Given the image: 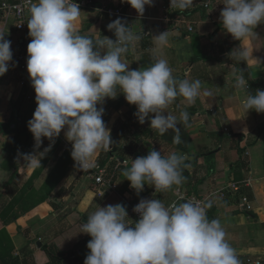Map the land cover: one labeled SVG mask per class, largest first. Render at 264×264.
<instances>
[{"label":"crops","instance_id":"1","mask_svg":"<svg viewBox=\"0 0 264 264\" xmlns=\"http://www.w3.org/2000/svg\"><path fill=\"white\" fill-rule=\"evenodd\" d=\"M97 1L112 6L126 3L122 0ZM198 1H211L212 6L209 10L191 7L169 22L163 21L162 17L163 7L169 6L170 0H154L153 6H145L142 17L131 6L124 9L123 16L81 10L78 31L93 40L108 37L115 41V35L108 31L107 25L117 18L132 26L133 32L141 37L126 53L130 70H141L155 62L152 37L168 31L169 44L160 54L167 60L174 78L198 79L202 92L207 90L210 93L201 95L192 105L177 97L167 109L178 120L181 112L189 114L188 126L179 123L184 129L181 133L187 136V141L182 142L184 149L150 128L148 119L140 124L135 115L136 106L128 104L123 94H119L116 101L107 99L104 103L108 104L104 105L102 119L111 130L112 147L118 151L120 160H125L130 167L131 160L147 156L151 150L160 151L165 157L172 152L182 154L188 165L183 169V185L162 193L145 185L142 192L136 193L122 174L126 165L114 160L115 152L100 151L96 158L109 163L112 171L122 165L115 178V183H120L118 194L122 193V201L133 204L141 199H160L169 206L177 199L178 190L203 198L231 182L250 180V186L245 187L240 195L249 199L251 211L242 210L233 199H226L214 201L207 209V216L209 220H220L228 242L244 264L249 261L255 264L260 260L264 263V113H247L242 108L241 100L249 94V85L245 90L234 87V73L239 72L234 64L235 58L230 54L240 42L222 27L223 0ZM10 25L13 23L9 24L5 39L11 42L13 57L9 70L0 77V124L13 123L12 128H15L20 127L21 119L29 122L33 118L37 104L34 88L24 89L20 84V72L14 64L19 35ZM255 31L258 37L244 41L242 47L261 63H247L245 71L252 81H261L264 86V24L258 25ZM28 131L18 135L3 132L0 128V234L6 233L0 237V247L6 248V257L11 256L20 264H54L55 255L52 253L68 254L89 237L76 239L74 227L81 228L97 206L102 207L103 200L114 194L102 192L92 180L75 173L72 146L64 136L66 129L41 159V167L26 168L22 154L43 152L50 143L45 138L41 147L35 149L34 138H31L32 144L26 150ZM250 144L255 152L252 161ZM241 150L244 151L242 157ZM256 152L260 153L261 159ZM242 162L247 163V167H243ZM81 249L88 252L81 245L77 249L79 254ZM73 260L78 261L74 257ZM69 262L63 258L60 264Z\"/></svg>","mask_w":264,"mask_h":264},{"label":"clouds","instance_id":"2","mask_svg":"<svg viewBox=\"0 0 264 264\" xmlns=\"http://www.w3.org/2000/svg\"><path fill=\"white\" fill-rule=\"evenodd\" d=\"M122 2L142 17L145 6H153L154 0ZM193 4L194 0H170V8L180 12ZM223 5L222 27L240 42L230 56L245 64L260 62L242 45L258 37L255 29L264 24V0H223ZM81 13L75 0H36L30 7L27 72L37 107L28 130L35 149L41 147L43 138L50 143L43 152L22 154L26 168L41 167V159L65 129L75 166L82 172L94 168L98 153L108 151L112 145L111 130L102 119V105L119 94L136 106L140 124L148 119L150 128L160 135L171 130L172 142L178 145L179 123L188 126L189 114L181 112L178 120L167 109L177 97L192 105L201 95L210 94L202 92L198 79L174 78L160 54L169 44L168 31L152 37L155 62L141 70H130L126 53L141 38L132 26L117 18L107 25L115 41L108 37L93 40L78 31ZM12 57L11 42L0 33V77L9 70ZM234 78L235 88H248L243 71L234 73ZM241 106L247 113H264V90L246 94ZM124 163L122 174L136 193L142 192L145 185H151L155 192L173 190L185 182L183 169L188 167L182 154L172 152L165 157L157 150L131 160L130 167ZM212 203L189 199L165 206L160 199H141L133 208L140 217L135 223L122 204L97 206L81 224V233L91 237L84 264H241L220 220H209L207 216Z\"/></svg>","mask_w":264,"mask_h":264},{"label":"built area","instance_id":"3","mask_svg":"<svg viewBox=\"0 0 264 264\" xmlns=\"http://www.w3.org/2000/svg\"><path fill=\"white\" fill-rule=\"evenodd\" d=\"M36 0H3L0 1V23L2 25V30H0V33L5 35L6 30L10 23H13V28L16 30V32L19 35V47L16 50L15 53V59L14 64L16 65V68L20 72V84L21 86L29 89H33L29 77V73L27 72V46L31 41V37L29 36V30L27 27V21L30 16V7L32 3H35ZM75 2L79 5L80 10H91L93 12H97L102 15H108V16H123L124 9L129 7L130 5L125 3L117 6H111L104 3H100L97 0H75ZM201 6L205 9H210L212 6V2H204L201 3L198 0H194V4L192 7ZM177 9H171L169 6L163 7V17L162 20L169 22L171 21V15L176 12ZM193 29L190 28V31ZM45 140V138H43ZM44 142V141H43ZM114 148L110 147L107 153L112 154V151ZM117 158H114L116 160ZM118 161V160H116ZM124 162H126L124 160ZM123 162V164H125ZM119 169V165L114 167L113 171L111 170V166L109 163L103 164V161L100 158L95 159V167L82 172L78 170V168L75 166V173L86 177L90 180H92L100 189L106 190L108 192H117L118 186L117 183H115V178L117 171ZM250 180L246 183H244L245 186H250ZM242 185L239 183H230L226 185L223 189L220 191H217L214 194L208 195L203 198L196 197L195 195H188L185 192L178 190L177 191V200L174 202L176 204L186 202L189 199L194 200H212V199H227L228 196L233 197L235 194L239 193L241 191ZM128 207H129V213L132 215L137 221L139 220V214L133 212L134 204L131 201H126ZM242 203L248 207V209H251V206L249 204V200L247 198L242 199ZM241 261V260H240ZM250 264V261L247 262ZM245 263V264H247ZM241 264H244L241 261ZM255 264H263V261H257Z\"/></svg>","mask_w":264,"mask_h":264},{"label":"trees","instance_id":"4","mask_svg":"<svg viewBox=\"0 0 264 264\" xmlns=\"http://www.w3.org/2000/svg\"><path fill=\"white\" fill-rule=\"evenodd\" d=\"M109 5V4H107ZM112 6V5H111ZM196 7H201V6H196ZM196 7H192V8H196ZM204 8V7H203ZM209 10V9H207ZM178 14H182V12H180L179 10H177L176 12H174V14L171 15V19L173 17H175V15H178ZM234 64L236 66V68L238 69V72L240 73L241 71H243V74L245 76V79L248 81V85H249V94H255L257 90H264V86L262 85L261 81H252L250 76H249V73L245 71V63L242 62V61H239L235 58V61H234ZM26 89H29V88H26ZM116 101V99H115ZM108 104V103H107ZM106 104V105H107ZM105 104H103V108L105 109L104 107ZM99 107V106H98ZM20 127L19 125H17L15 128H12V125L13 123H10V124H0V128L3 129V132H16V134H24V131H28V122L25 121L24 119H21L20 121ZM181 128V127H180ZM29 133H27V135L29 136V140H28V145H27V148L26 150H28V147L31 146L32 142H31V138H33V135L30 133V131H28ZM181 132H184V129L182 130L181 129ZM172 133L173 132H168L166 134H164L165 136H167L169 138V141L172 142ZM170 136H169V135ZM174 134V133H173ZM183 141H187V136L185 133H181V143L180 144H176L177 147H179L180 149H184L185 146H182V142ZM26 152V151H25ZM184 152H187V150H184ZM241 157L243 156V153L244 151L241 150ZM75 163V162H74ZM107 162L104 161L103 164H106ZM242 166L243 167H247V163L245 162H242ZM122 205L125 206L126 210L128 211L129 207L127 205L126 202L122 201ZM243 210V208H242ZM3 234H6L5 232H2L0 234V237L1 235ZM91 239V237L89 236L87 239L83 240L82 242L79 243L78 247H76L75 249H73L72 251H69L68 254H64V255H57L55 253H52L54 254L55 256V262L57 260H61L63 258H66V259H69L70 260V263H72L73 260V257L74 258H77L79 261L81 260L80 259V254L78 253V248L79 246L81 245H84L85 248H87V243L89 242V240ZM88 249V248H87ZM77 250V251H76ZM5 251H6V248L1 246L0 247V264H20L19 263V260L15 259V258H12L11 256L8 258L6 257L5 255ZM75 262V261H74ZM56 264V263H54ZM80 264H83V263H80Z\"/></svg>","mask_w":264,"mask_h":264},{"label":"rangeland","instance_id":"5","mask_svg":"<svg viewBox=\"0 0 264 264\" xmlns=\"http://www.w3.org/2000/svg\"><path fill=\"white\" fill-rule=\"evenodd\" d=\"M214 3V2H213ZM10 26H12V25H10ZM248 147H249V152L251 153V161H252V159H254V157H253V155H252V153L253 154H255V152H253V147H252V145L250 144V145H248ZM114 152H115V154H114ZM116 152H118V151H112V154H114V155H116L115 157L117 158L116 160H118V162L120 163H122V161L120 160V156H119V153H116ZM256 154H258L259 155V157H260V153H258V152H256ZM118 155V156H117ZM253 157V158H252ZM257 158V157H256ZM258 159H261V157L260 158H258ZM117 162V163H118ZM120 166H122V165H120ZM119 166V168L121 169V167ZM121 171V170H120ZM122 173V172H121ZM122 175V174H121ZM246 182H248V181H245V182H242V183H239V184H241L242 185V188H241V191L239 192V193H237V194H235L233 197H231V196H228L227 197V199H233V200H235V201H237V203H239L240 204V207L241 208H244V210L245 211H251L253 208H252V206H251V203H250V201H249V204H250V206H251V209H248V207L246 206V205H244L243 203H242V199L243 198H247L245 195H240V193H242V190L245 188V187H247V186H245L244 185V183H246ZM122 183V182H121ZM231 183H238V182H231ZM230 184V183H229ZM228 185V184H227ZM117 186H118V190H117V192H115V193H113V192H110V193H113L114 194V196H111L110 197V199H104L103 200V203H104V205L102 206V207H106L107 205H109V204H111V205H116V204H122V193H119L118 194V192H119V189H120V183H119V185L117 184ZM224 188V187H223ZM222 188V189H223ZM122 189V188H121ZM221 190V189H220ZM219 190V191H220ZM106 191V190H105ZM104 190L102 191V192H105ZM176 194H177V192H176ZM187 194V193H186ZM189 195V194H188ZM124 197V196H123ZM197 197V196H196ZM125 198V197H124ZM248 199V198H247ZM177 200V199H176ZM175 200V201H176ZM222 200H224V201H227L226 200V198L225 199H212V202H214V201H222ZM249 200V199H248ZM174 201V202H175ZM173 202V203H174ZM139 202H137V201H135L134 202V206L135 205H137ZM172 203V204H173ZM128 212V211H127ZM128 217H129V219H131L134 223L137 221L133 216H131L130 215V213L128 212ZM81 231H82V229L79 227V226H77V227H74V230H73V232L75 233V238L76 239H82V238H85L86 236H87V234H83V233H81ZM37 247H40V245H37ZM80 261L78 260L77 261V263H75L74 261H72V263H70L69 262V264H80V263H84V260H85V258H86V256H87V254H88V252H89V250H88V252H83L82 251V249L80 250ZM39 259V258H38ZM240 260V259H239ZM60 261L61 260H57L55 263L56 264H60ZM46 264V263H45ZM264 264V263H263Z\"/></svg>","mask_w":264,"mask_h":264},{"label":"water","instance_id":"6","mask_svg":"<svg viewBox=\"0 0 264 264\" xmlns=\"http://www.w3.org/2000/svg\"><path fill=\"white\" fill-rule=\"evenodd\" d=\"M121 161L124 162V160H121ZM75 263H77L76 260H75Z\"/></svg>","mask_w":264,"mask_h":264}]
</instances>
